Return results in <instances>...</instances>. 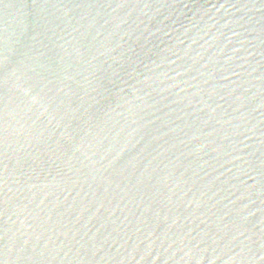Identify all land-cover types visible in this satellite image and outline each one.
<instances>
[{"label": "water", "instance_id": "1", "mask_svg": "<svg viewBox=\"0 0 264 264\" xmlns=\"http://www.w3.org/2000/svg\"><path fill=\"white\" fill-rule=\"evenodd\" d=\"M0 264H264V0H0Z\"/></svg>", "mask_w": 264, "mask_h": 264}]
</instances>
